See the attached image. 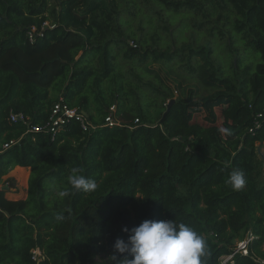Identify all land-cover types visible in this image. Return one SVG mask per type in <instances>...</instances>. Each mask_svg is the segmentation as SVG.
Instances as JSON below:
<instances>
[{
    "label": "trees",
    "instance_id": "16d2710c",
    "mask_svg": "<svg viewBox=\"0 0 264 264\" xmlns=\"http://www.w3.org/2000/svg\"><path fill=\"white\" fill-rule=\"evenodd\" d=\"M84 1L61 0L86 7L87 24L76 30L62 20L45 26L46 0H0V182L31 168L26 199H9L0 187V264H110L116 239H128L123 229L144 220L193 227L207 244L203 264H221L251 233L249 255L227 264H264V0H156L165 13L231 21L234 37L223 26L220 34L231 55L224 71L211 47L171 46L166 55L156 45L168 35L152 41L142 26L126 35L112 0ZM183 51L204 62L183 71L176 65ZM145 74L156 83L133 81ZM205 87L213 92L198 97ZM61 97L96 128L85 132L70 120L53 138L9 120L14 110L45 123ZM113 106L121 123L109 127ZM73 167L97 188L73 189ZM235 169L245 179L238 190L226 182Z\"/></svg>",
    "mask_w": 264,
    "mask_h": 264
},
{
    "label": "rangeland",
    "instance_id": "374dc122",
    "mask_svg": "<svg viewBox=\"0 0 264 264\" xmlns=\"http://www.w3.org/2000/svg\"><path fill=\"white\" fill-rule=\"evenodd\" d=\"M97 1L101 0H89V4H95ZM110 1L111 0H107L109 4ZM112 1V6H114L115 11L112 8L111 11L114 12V15H116L113 21L115 22V25L122 26L121 29L123 30L124 34H134L136 32L137 26L147 27L149 31V39H151L152 41H162L164 40L165 35H168L169 42L166 45H156L157 50L164 51L166 55L169 54V49L171 46H173L171 51L176 49L179 50L184 47V45H187V49H189V47L195 48L197 46H209L213 50V58H215L222 71H224V65L227 64L228 61H230V52L227 53L226 50V41L228 35H225L223 39L220 35L223 26V29L227 31V34L234 37L233 29L231 26H229L231 25V21H225V16H222L221 20H217V17L213 16L208 18L204 17L202 14L196 15L195 17L193 15H188V17H186L182 11L173 12L169 9H167L165 13V8L161 4L157 3L156 0ZM84 2H87V0H85ZM102 2H105V0H103ZM46 3L48 7L49 20L46 21L45 26L52 27L54 22H59V20H62V22L64 23H69L72 28L79 30L78 27L87 24L84 19V17L87 16L86 7L83 6L82 8H78L79 6H75L70 8L63 5V2H61V0H46ZM104 5H106V3ZM157 10L160 11L161 15H158L155 12ZM201 23L203 26L202 29H199L198 25ZM191 24L193 26L192 29L189 28ZM213 27L215 28L212 31ZM229 30H231V34L229 33ZM235 36V48H240V51H244L245 48L243 46V43L240 41V35L236 34ZM242 51L240 53L243 54L244 52ZM246 53H249L251 55V58L256 57L257 60L261 59L259 53L255 52V54L253 53L252 55L251 49H247ZM182 55H185V58L182 59L181 63L178 62L176 65L187 73H190L188 62L189 64L195 65L196 68H199L200 64L204 62L203 58L200 56L197 58L194 56L192 59H189V53L185 51H183ZM232 57L235 56L232 55ZM247 63L249 64V59L245 58L243 66H245ZM127 64L129 65V63ZM129 66L125 67L128 68ZM157 69L159 70L160 74L164 75L162 66H157ZM133 81L141 83L144 86H148L149 81L156 83V81L151 78V76L146 74L142 79H140V82L134 78ZM60 84L61 80H59L58 83L52 86L50 92L52 94H57L59 92ZM140 91L142 99L143 97L146 98V95L142 93V90ZM212 92L213 88L205 87L198 95V97H204L211 94ZM26 169H28V171H26ZM26 169L24 171L19 169L11 170L8 175H5L2 178L0 187H5L6 195L10 199L27 198L31 168L28 167ZM22 173L24 174V178H22ZM39 256L40 258H42L43 254H40Z\"/></svg>",
    "mask_w": 264,
    "mask_h": 264
},
{
    "label": "clouds",
    "instance_id": "9594fccd",
    "mask_svg": "<svg viewBox=\"0 0 264 264\" xmlns=\"http://www.w3.org/2000/svg\"><path fill=\"white\" fill-rule=\"evenodd\" d=\"M85 112V111H84ZM87 114V113H86ZM82 168L73 167L68 182L73 189L85 192L97 188L95 180L87 178ZM234 189L245 184L244 173L235 169L228 181ZM60 196L68 195L62 191ZM128 239L117 238L110 264H203L207 244L193 227L176 220H144L138 226L123 229Z\"/></svg>",
    "mask_w": 264,
    "mask_h": 264
},
{
    "label": "built area",
    "instance_id": "2783aa9c",
    "mask_svg": "<svg viewBox=\"0 0 264 264\" xmlns=\"http://www.w3.org/2000/svg\"><path fill=\"white\" fill-rule=\"evenodd\" d=\"M35 28H33L30 33V40H35ZM40 35H43L42 33ZM115 106L111 107L110 113L105 117V125L109 127H113L115 125H119L121 121L115 115ZM261 116V114H260ZM9 120L12 123H20L26 125L28 128L27 133H32L33 135L39 133H48L52 135L54 138L58 131L65 126L70 120H75L80 123L82 129L85 132H90L92 129H95L96 126L89 118V116L80 108L69 106L61 97L58 101H56L51 109V113L49 115L48 120L45 123H32L31 117L26 115L24 112H17L11 110L9 115ZM139 119H136L138 121ZM256 127H259V123L256 122ZM35 139V137H32ZM14 141H11L10 144H5L4 147H9ZM254 239V236L249 233V235L238 241L236 247L229 254H226L221 257V264L234 263L235 257L237 254L249 255V244ZM35 258L39 257L42 252L39 249L34 251Z\"/></svg>",
    "mask_w": 264,
    "mask_h": 264
},
{
    "label": "crops",
    "instance_id": "0c3cea01",
    "mask_svg": "<svg viewBox=\"0 0 264 264\" xmlns=\"http://www.w3.org/2000/svg\"><path fill=\"white\" fill-rule=\"evenodd\" d=\"M60 95H62V94H60ZM84 111V110H83ZM17 167H22V166H16L15 168H17ZM12 170H14V169H12ZM7 196V195H6ZM8 197V196H7ZM9 198V197H8ZM10 199V198H9ZM20 199H23V198H20ZM12 200H18V199H12Z\"/></svg>",
    "mask_w": 264,
    "mask_h": 264
},
{
    "label": "water",
    "instance_id": "95a60500",
    "mask_svg": "<svg viewBox=\"0 0 264 264\" xmlns=\"http://www.w3.org/2000/svg\"><path fill=\"white\" fill-rule=\"evenodd\" d=\"M172 101H173V100H172ZM172 101H171V102H172ZM170 104H171V103H170ZM85 113H86V112H85ZM3 188L5 189V187H3ZM7 214H8V213H7ZM8 215H9V214H8Z\"/></svg>",
    "mask_w": 264,
    "mask_h": 264
}]
</instances>
